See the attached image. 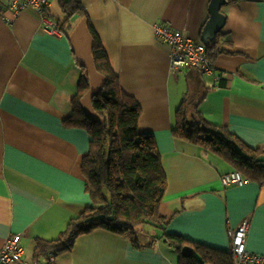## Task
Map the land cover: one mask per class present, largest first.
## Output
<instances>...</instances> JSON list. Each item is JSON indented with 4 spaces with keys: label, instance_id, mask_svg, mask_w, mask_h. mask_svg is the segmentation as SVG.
I'll use <instances>...</instances> for the list:
<instances>
[{
    "label": "crops",
    "instance_id": "1",
    "mask_svg": "<svg viewBox=\"0 0 264 264\" xmlns=\"http://www.w3.org/2000/svg\"><path fill=\"white\" fill-rule=\"evenodd\" d=\"M77 1L80 9L67 20L59 0L48 1L60 35L44 30L33 9L5 11L9 22L0 14V248L18 234L23 258L34 259L37 238H57L90 205L81 172L90 136L64 119L82 71L89 80L81 99L87 111L104 81L92 58L91 26L123 90L141 107L138 130L156 140L167 180L160 206L167 224L140 227L138 246L130 234L95 228L55 254V264H177L181 249L164 234L229 251L227 230L245 217L247 248L264 254V183L222 185L230 165L172 133L173 114L185 101L189 116L198 111L247 145L264 144V0L222 5L219 37L229 43L213 74L171 71L170 47L155 37L156 24L165 23L202 42L209 0Z\"/></svg>",
    "mask_w": 264,
    "mask_h": 264
},
{
    "label": "trees",
    "instance_id": "2",
    "mask_svg": "<svg viewBox=\"0 0 264 264\" xmlns=\"http://www.w3.org/2000/svg\"><path fill=\"white\" fill-rule=\"evenodd\" d=\"M231 1L234 0H227ZM59 4L66 20L80 9L77 0H59ZM90 30L92 58L104 81L91 96V110L87 111L81 99L88 92L89 80L82 71L77 92L71 100L72 112L64 119L66 126L83 128L90 136L88 151L81 160L90 205L69 219L57 238H37L34 258H44L51 253L58 255L70 249L80 234L95 228L130 234L138 246L136 233L140 227L161 228L167 224L160 214L167 180L156 140L152 133L138 130L141 107L123 90L98 35L91 26ZM220 33L206 45V55L212 63L217 55L225 52L222 45L229 43L220 39ZM172 133L214 154L249 181L264 183V144L251 147L226 126L208 123L198 111L189 116L185 101L173 114ZM163 238L178 251L185 244L193 248L192 254L179 255L177 264H233L229 251L176 234H164Z\"/></svg>",
    "mask_w": 264,
    "mask_h": 264
},
{
    "label": "built area",
    "instance_id": "3",
    "mask_svg": "<svg viewBox=\"0 0 264 264\" xmlns=\"http://www.w3.org/2000/svg\"><path fill=\"white\" fill-rule=\"evenodd\" d=\"M49 0H0V14L9 10L17 14L21 10L33 9L39 16L41 27L53 34L60 35L58 23L52 21L46 13ZM6 21L10 17L2 15ZM155 37L170 47V70L177 72L183 69L197 68L201 73L213 74L214 63L206 55V45L195 41L180 29L165 23L155 26ZM222 185H243L249 182L240 171L233 169L220 175ZM250 221L243 218L235 228L227 230L230 245L229 253L233 264H264V254L249 250L246 246ZM20 235L8 238L0 248V264H55V254L51 253L44 258L25 259L22 256Z\"/></svg>",
    "mask_w": 264,
    "mask_h": 264
},
{
    "label": "water",
    "instance_id": "4",
    "mask_svg": "<svg viewBox=\"0 0 264 264\" xmlns=\"http://www.w3.org/2000/svg\"><path fill=\"white\" fill-rule=\"evenodd\" d=\"M227 0H209L208 13L209 16L202 27L200 38L201 41L207 45L213 40L216 35L222 30L225 25V15L221 12L222 5L226 4ZM182 255L191 254L189 246H182Z\"/></svg>",
    "mask_w": 264,
    "mask_h": 264
},
{
    "label": "rangeland",
    "instance_id": "5",
    "mask_svg": "<svg viewBox=\"0 0 264 264\" xmlns=\"http://www.w3.org/2000/svg\"><path fill=\"white\" fill-rule=\"evenodd\" d=\"M189 99H191V97H189ZM190 101V100H189ZM148 227H151V226H148ZM27 257H30V255L29 256H27Z\"/></svg>",
    "mask_w": 264,
    "mask_h": 264
}]
</instances>
